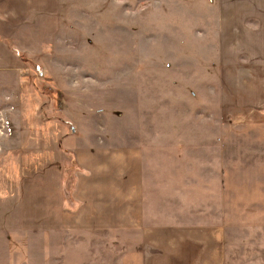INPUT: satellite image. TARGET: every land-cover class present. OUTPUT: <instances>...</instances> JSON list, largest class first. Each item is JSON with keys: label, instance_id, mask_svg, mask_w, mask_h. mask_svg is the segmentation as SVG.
<instances>
[{"label": "rangeland", "instance_id": "obj_1", "mask_svg": "<svg viewBox=\"0 0 264 264\" xmlns=\"http://www.w3.org/2000/svg\"><path fill=\"white\" fill-rule=\"evenodd\" d=\"M28 1L0 5V264H143L127 231L49 228L87 142L141 149L149 214L175 222L194 197L223 227L225 260L201 264H264V69L247 49L264 0Z\"/></svg>", "mask_w": 264, "mask_h": 264}, {"label": "crops", "instance_id": "obj_2", "mask_svg": "<svg viewBox=\"0 0 264 264\" xmlns=\"http://www.w3.org/2000/svg\"><path fill=\"white\" fill-rule=\"evenodd\" d=\"M17 2L0 0V5ZM248 36L249 54L264 69V30ZM69 150L76 170L71 182L67 187L64 185L67 195L65 199L64 194L62 209L57 202L50 206L55 208H51L54 215L48 224L51 230H81L93 237L127 231L130 252L134 255L140 252L143 264H201L202 254L205 261L225 260L223 244L227 232L220 225L201 226L195 214L199 206L194 203V197L181 198L182 212L175 217V222L160 218L159 214H149L154 203L146 190L141 149L87 142ZM175 245L177 249L172 248ZM219 253H224L223 257Z\"/></svg>", "mask_w": 264, "mask_h": 264}]
</instances>
